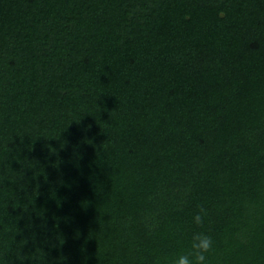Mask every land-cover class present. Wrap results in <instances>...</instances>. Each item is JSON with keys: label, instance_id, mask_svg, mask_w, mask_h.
<instances>
[{"label": "trees", "instance_id": "16d2710c", "mask_svg": "<svg viewBox=\"0 0 264 264\" xmlns=\"http://www.w3.org/2000/svg\"><path fill=\"white\" fill-rule=\"evenodd\" d=\"M0 264H264V0H0Z\"/></svg>", "mask_w": 264, "mask_h": 264}]
</instances>
